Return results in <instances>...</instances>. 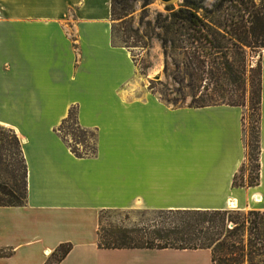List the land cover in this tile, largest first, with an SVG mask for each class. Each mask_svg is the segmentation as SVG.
<instances>
[{"label":"crops","instance_id":"0c3cea01","mask_svg":"<svg viewBox=\"0 0 264 264\" xmlns=\"http://www.w3.org/2000/svg\"><path fill=\"white\" fill-rule=\"evenodd\" d=\"M113 26L110 0H0V126L25 168L23 205L0 206V264H46L60 244L54 264H212L207 248L98 247L99 212L264 211V48L257 183L233 186L243 108L159 99ZM71 106L94 134L89 156L56 130Z\"/></svg>","mask_w":264,"mask_h":264},{"label":"rangeland","instance_id":"374dc122","mask_svg":"<svg viewBox=\"0 0 264 264\" xmlns=\"http://www.w3.org/2000/svg\"><path fill=\"white\" fill-rule=\"evenodd\" d=\"M189 1L195 6L202 25L179 27L175 31L167 25L171 13L178 10L184 0H113V41L126 48L138 75H143L147 90L159 99L187 105L190 103L187 86H192L197 94L222 95V100L207 103L243 104L246 131L254 119L247 100L248 90L250 85L254 86L257 55L262 49L257 46L261 36L252 33L254 23L247 9L258 8L259 15L264 16V0H253L251 7L247 0L236 1V5L228 0ZM193 55L203 62L195 63L192 59L191 64ZM62 132L73 144L68 132ZM86 143L93 144L92 136L86 135ZM76 147L81 150L79 144ZM252 165L253 162L244 161L235 182H244L250 167L254 173ZM5 190L23 195V166L11 133L0 126V200L3 203L10 199L4 195ZM225 211L230 220L225 222L226 228L236 226L243 244L251 237L254 224L258 225L259 238L264 242L263 211L257 214H250L248 210ZM154 214V211L102 210L98 218L102 229L112 230L148 226ZM238 260L235 264H247L244 256ZM255 263L264 264V256L258 255Z\"/></svg>","mask_w":264,"mask_h":264},{"label":"trees","instance_id":"16d2710c","mask_svg":"<svg viewBox=\"0 0 264 264\" xmlns=\"http://www.w3.org/2000/svg\"><path fill=\"white\" fill-rule=\"evenodd\" d=\"M222 1V0H220ZM232 4L236 5V1L244 3L243 0H228ZM111 3V16L113 15V0ZM247 5L254 6L253 0H247ZM195 6L189 0H184L182 6L171 13V21L167 26H170L171 30L174 28H187L191 25H202L200 18L196 15ZM248 16H250L252 23V33L256 36H261V41L257 45L264 48V16L259 15L258 8L247 9ZM261 24V27L260 25ZM197 25V26H198ZM192 59L195 63H202L203 61L198 56L193 55L190 57V63ZM190 103L187 106L200 107L205 105H211L216 100H222V95L216 97L199 93L194 90L192 86H187ZM202 88H205L202 86ZM248 103L251 110L254 111V119L252 124L250 123L247 130L243 127V115L241 116V129L242 140L245 152V160L247 162H253L252 168L255 172L251 173V167L247 169L244 176V182H235V177L241 172L243 163L236 175H233L231 184L233 186H253L257 183L258 178V103H259V77H258V63L256 65V79L254 86H249ZM173 106L181 105L176 101L164 100ZM225 103L229 105H236L242 107L241 103ZM76 109L75 106H71L67 109L65 117L61 120L56 130L59 133L60 138L65 141L69 151L77 157H84L93 154L94 143L90 146L86 143V135L92 136V131L80 127L76 122ZM8 130V129H7ZM62 130H66L70 136V141L65 138ZM16 149L20 155L18 148V142L13 133L8 130ZM76 144L81 146V150H78ZM21 159V155H20ZM23 166V195H14L9 190L4 191V195L10 199L8 202L3 203L0 200V206H20L23 205L25 199V168ZM242 177V176H240ZM22 199V201H20ZM101 212V211H100ZM258 211L250 210V214H257ZM154 217L150 221V225L120 228L116 227L112 230L102 229L99 225V218H97L96 229V242L98 247L102 248H122V247H144V248H177V249H195V248H207L210 251L211 262L215 264H235L239 262V258L245 257L247 264H256L255 258L258 255L264 256V242L259 238L258 225H253V232L251 237L246 239V243H242L240 234L237 233V227L226 228L225 222L230 221L226 217L225 210H158L154 211ZM261 213H264L261 212ZM234 223V222H233ZM245 245V247H244ZM69 250V244H60L50 254V259L46 264H54L59 261ZM10 254V250H1L0 256H7Z\"/></svg>","mask_w":264,"mask_h":264},{"label":"water","instance_id":"95a60500","mask_svg":"<svg viewBox=\"0 0 264 264\" xmlns=\"http://www.w3.org/2000/svg\"><path fill=\"white\" fill-rule=\"evenodd\" d=\"M164 1H169V0H164Z\"/></svg>","mask_w":264,"mask_h":264},{"label":"bare ground","instance_id":"6f19581e","mask_svg":"<svg viewBox=\"0 0 264 264\" xmlns=\"http://www.w3.org/2000/svg\"><path fill=\"white\" fill-rule=\"evenodd\" d=\"M232 205V204H231Z\"/></svg>","mask_w":264,"mask_h":264}]
</instances>
